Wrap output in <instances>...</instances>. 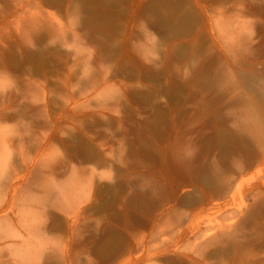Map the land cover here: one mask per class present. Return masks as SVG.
Returning a JSON list of instances; mask_svg holds the SVG:
<instances>
[{"label": "rangeland", "instance_id": "1", "mask_svg": "<svg viewBox=\"0 0 264 264\" xmlns=\"http://www.w3.org/2000/svg\"><path fill=\"white\" fill-rule=\"evenodd\" d=\"M0 136V264H264V0H0Z\"/></svg>", "mask_w": 264, "mask_h": 264}, {"label": "bare ground", "instance_id": "2", "mask_svg": "<svg viewBox=\"0 0 264 264\" xmlns=\"http://www.w3.org/2000/svg\"><path fill=\"white\" fill-rule=\"evenodd\" d=\"M2 131H5V129L3 130V129H1V132ZM6 132V131H5ZM4 134H6V133H4ZM1 137V136H0ZM2 142H0V144H1ZM6 143V142H5ZM7 145V144H6ZM2 146V145H1ZM3 146H5V145H3ZM7 147V146H6ZM2 149H3V152L5 153L6 152V150L4 151V148L3 147H1ZM1 153V152H0ZM7 153V152H6ZM4 155V154H3ZM1 157V160L3 159L2 158V156H0ZM5 159V158H4ZM4 159H3V161H4ZM3 161H1L2 162V164H1V166L3 165ZM1 170V169H0ZM1 173H2V171H1ZM4 176V175H3ZM0 177H2V176H0ZM7 177H8V175H7ZM6 177V178H7ZM7 180V179H6ZM8 181V180H7ZM3 181H0V190H2V188L4 187H2V185H1V183H2ZM6 183V182H5ZM5 191H6V188H5ZM4 191L2 190V192H1V194L3 193ZM0 194V196L2 197V195ZM5 196H6V194H5ZM4 196V197H5ZM0 197V198H1ZM2 200V199H1ZM1 204V203H0ZM1 207V206H0ZM80 207V206H79ZM1 212H2V210H0ZM5 212V211H4ZM74 212V217H77L78 215V207L74 210H72L71 211V214L70 215H72V213ZM23 213V212H22ZM4 217V216H3ZM8 217V216H7ZM0 219H1V216H0ZM74 219H76V218H74ZM19 220V219H18ZM35 220V219H34ZM0 222H2V220L0 221ZM72 222H73V220H72ZM70 226V225H69ZM29 227V226H28ZM44 228V227H43ZM8 229V228H7ZM6 229V230H7ZM29 229V228H28ZM72 229V228H71ZM35 230V229H34ZM198 230L199 229H197V226H196V228L195 227H192V229L190 230V232L191 233H193L194 235H197L198 233ZM8 231V230H7ZM38 231H39V229H38ZM36 232V231H35ZM31 233H34V231H32ZM30 233V234H31ZM6 234V233H5ZM16 234V233H15ZM1 236H2V234H1ZM11 236V235H10ZM13 236V235H12ZM27 236H28V234H27ZM26 236V237H27ZM32 236H34V235H32ZM38 236L39 235H36V236H34L32 239H34L35 238V240H34V242H36V240H38L39 241V239H37L38 238ZM3 237H4V235H3ZM197 237V236H196ZM12 238V237H11ZM41 238H43V237H41ZM31 239V238H30ZM46 239V238H45ZM27 240H28V238H27ZM44 240V239H43ZM20 241V243H21V245H24V243H26V241H25V238L23 237V239H21V240H19ZM53 241V240H52ZM14 243H16V244H18V242L17 241H15ZM44 243V242H43ZM43 243H40V245L41 246H43ZM27 244H28V241H27ZM38 245V244H37ZM37 245H31V246H27L26 247V249L25 250H27V251H29L30 253H32V252H34L33 253V255H35L34 256V258H36V253L38 254V257H37V260H35L34 262H33V264H43L44 262H47L46 264H48L49 262H52L53 264H57V263H60V262H62L63 264H69V262H70V260H69V257H68V254H67V252L65 251V250H61V252H59L58 251V253H57V251L56 250H52L51 252H49L48 253V255L47 254H45L44 255V252L42 251V249H41V247H38ZM64 245V244H63ZM63 245H62V248H63ZM9 247V246H8ZM29 247V248H28ZM56 247V246H55ZM58 247H59V245H58ZM67 247V246H66ZM39 248L41 249L40 250V252L38 251L39 250ZM21 251V250H20ZM24 251V250H23ZM47 252V251H46ZM24 254V253H23ZM27 254V253H26ZM76 254V253H75ZM30 255V254H29ZM25 256H27V255H25ZM70 256V255H69ZM18 257V256H17ZM19 258V257H18ZM81 258V257H80ZM56 261V263H54ZM190 261H191V264H193L194 262H195V260L194 259H192V258H190ZM6 264V263H5ZM51 264V263H50ZM196 264V263H195Z\"/></svg>", "mask_w": 264, "mask_h": 264}]
</instances>
